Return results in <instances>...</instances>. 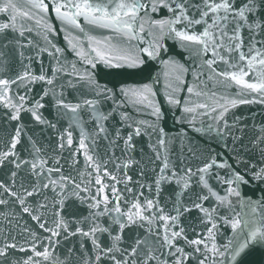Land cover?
Wrapping results in <instances>:
<instances>
[{"label":"snow or ice","instance_id":"snow-or-ice-1","mask_svg":"<svg viewBox=\"0 0 264 264\" xmlns=\"http://www.w3.org/2000/svg\"><path fill=\"white\" fill-rule=\"evenodd\" d=\"M0 14V264H252L264 111L236 110L264 109V0H0Z\"/></svg>","mask_w":264,"mask_h":264},{"label":"water","instance_id":"water-1","mask_svg":"<svg viewBox=\"0 0 264 264\" xmlns=\"http://www.w3.org/2000/svg\"><path fill=\"white\" fill-rule=\"evenodd\" d=\"M51 19H52V23L55 24L57 26V30H58V34L55 37V42L58 44V46L60 47H64L66 49L67 52V45L66 42L64 41V33L59 32V21L55 20L54 14L49 13ZM7 17L5 14H0V22L6 21ZM169 47L171 50V54L173 55H177V58L182 59V57H180L178 55L179 53V49H176L174 47H172V42H169ZM68 58L71 60L73 59V55L68 52ZM47 63V60H46ZM97 73V78L101 80V83H108L109 87H112V83H109L110 80L113 79V77L110 76H106V73H108L109 69H107L103 64H98L97 65V69L95 70ZM163 68L160 65L159 62H152L151 65V76H156L157 73H162ZM143 76H148V73H144L142 74ZM116 79H123V77H116ZM150 79V77H149ZM127 83H143V82H147L145 79L142 78L141 75H133V76H128L126 79ZM158 99L161 102V106H162V110L165 112V117L164 120L162 121V126L165 128L166 131L170 132V133H175L176 131H178V129L181 127L180 125H175L174 121H173V117H172V113L168 110L167 105L164 104V98L163 96L158 95ZM261 111H264V109L260 108V106H256L253 105L250 108L248 106H241L240 109L236 110V114L237 115H249L251 112H256L258 113L257 115V121L259 122V120L261 119L259 113ZM46 115H48V113H45ZM179 113L177 112V115ZM37 131H39V129H37ZM6 129L0 128V137H5L6 136ZM142 147H144L145 152L148 151L147 149V143L146 142H142L141 145ZM18 150H19V146H18ZM193 215H195V213H193ZM28 218L25 217V220H27ZM29 224H32V222L30 220H28ZM34 227V225H33ZM71 246V242L65 244V247H70ZM17 255H22L17 253ZM249 260L252 262V264H264V249H258L257 251H255L250 257Z\"/></svg>","mask_w":264,"mask_h":264}]
</instances>
